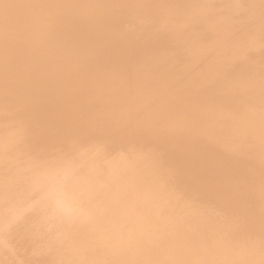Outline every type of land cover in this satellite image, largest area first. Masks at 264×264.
<instances>
[{"label": "bare ground", "instance_id": "6f19581e", "mask_svg": "<svg viewBox=\"0 0 264 264\" xmlns=\"http://www.w3.org/2000/svg\"><path fill=\"white\" fill-rule=\"evenodd\" d=\"M0 264H264V0H0Z\"/></svg>", "mask_w": 264, "mask_h": 264}]
</instances>
